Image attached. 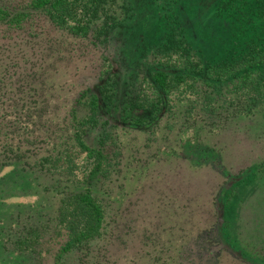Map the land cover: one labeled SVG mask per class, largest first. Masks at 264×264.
Segmentation results:
<instances>
[{
  "label": "trees",
  "instance_id": "trees-1",
  "mask_svg": "<svg viewBox=\"0 0 264 264\" xmlns=\"http://www.w3.org/2000/svg\"><path fill=\"white\" fill-rule=\"evenodd\" d=\"M223 4L256 31L210 61L173 21L124 55L129 0H0V264H264V0Z\"/></svg>",
  "mask_w": 264,
  "mask_h": 264
},
{
  "label": "rangeland",
  "instance_id": "rangeland-1",
  "mask_svg": "<svg viewBox=\"0 0 264 264\" xmlns=\"http://www.w3.org/2000/svg\"><path fill=\"white\" fill-rule=\"evenodd\" d=\"M131 6V18L127 28L119 35V43L125 48L123 54L130 58L136 57L133 47L139 40L147 41L170 21L180 27L192 48L204 60L217 61L224 55L238 47L242 40L255 35L256 29L249 23L243 13H233L223 4V0H176L159 6L154 0H129ZM253 33V34H252ZM118 49L119 46L115 45ZM121 51V50H120ZM260 123H252L239 134L240 141L236 153L247 150V146L254 148L256 137H264V127ZM262 136V137H261ZM222 143L230 144L227 140ZM263 146L264 139L257 145ZM229 152L233 149L229 145ZM227 155L229 156L228 152ZM245 157L246 154H244ZM251 155L248 159H250ZM232 160V158H228ZM233 167V166H232ZM264 185V184H263ZM259 187V186H258ZM264 188V186H263ZM257 213L253 216L257 217ZM259 216V215H258ZM117 254L120 256V252ZM71 264V258L66 260Z\"/></svg>",
  "mask_w": 264,
  "mask_h": 264
}]
</instances>
